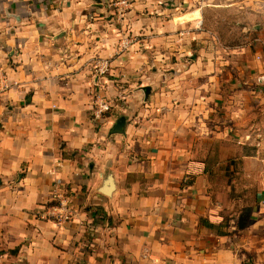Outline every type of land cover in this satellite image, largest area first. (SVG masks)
<instances>
[{"label": "crops", "instance_id": "obj_1", "mask_svg": "<svg viewBox=\"0 0 264 264\" xmlns=\"http://www.w3.org/2000/svg\"><path fill=\"white\" fill-rule=\"evenodd\" d=\"M122 1L0 0V264H244L205 173L228 89L195 29L210 8ZM55 195L68 222L44 217Z\"/></svg>", "mask_w": 264, "mask_h": 264}, {"label": "rangeland", "instance_id": "obj_2", "mask_svg": "<svg viewBox=\"0 0 264 264\" xmlns=\"http://www.w3.org/2000/svg\"><path fill=\"white\" fill-rule=\"evenodd\" d=\"M197 1L210 9L195 29L210 41L204 52L226 63L220 84L228 86L206 125L217 138L204 155L211 194L244 264H264V0Z\"/></svg>", "mask_w": 264, "mask_h": 264}, {"label": "built area", "instance_id": "obj_3", "mask_svg": "<svg viewBox=\"0 0 264 264\" xmlns=\"http://www.w3.org/2000/svg\"><path fill=\"white\" fill-rule=\"evenodd\" d=\"M122 5L126 8L129 6L127 0L122 1ZM129 42L123 46L124 49L127 48ZM112 62L109 59H102L98 62L96 66V71L98 75L105 76L111 71ZM113 108V102L106 99L103 96H97L94 101L93 114L95 119H102L106 113L110 112ZM56 201L59 200L58 205H51L44 214V217L52 218L55 220H61L62 222H68L72 217V210L70 208V202L66 198H60L55 195Z\"/></svg>", "mask_w": 264, "mask_h": 264}, {"label": "water", "instance_id": "obj_4", "mask_svg": "<svg viewBox=\"0 0 264 264\" xmlns=\"http://www.w3.org/2000/svg\"><path fill=\"white\" fill-rule=\"evenodd\" d=\"M144 92L146 94V96H148L150 94V88L146 87L144 88ZM125 125H126V119L124 117H122L121 119H119L113 130H112V134H124V129H125ZM113 178L112 176H109L107 181H106V186L105 189L102 191L104 194L110 195V192L114 189V183H113Z\"/></svg>", "mask_w": 264, "mask_h": 264}, {"label": "trees", "instance_id": "obj_5", "mask_svg": "<svg viewBox=\"0 0 264 264\" xmlns=\"http://www.w3.org/2000/svg\"><path fill=\"white\" fill-rule=\"evenodd\" d=\"M209 153H210V154L212 153V149L209 151ZM205 166H206L205 173H206V171L209 172V169L207 168V161L205 162ZM206 174H208V173H206ZM208 177H209V176H208Z\"/></svg>", "mask_w": 264, "mask_h": 264}]
</instances>
